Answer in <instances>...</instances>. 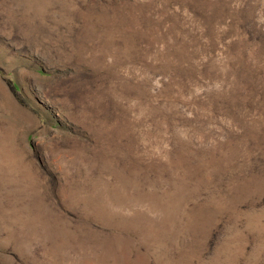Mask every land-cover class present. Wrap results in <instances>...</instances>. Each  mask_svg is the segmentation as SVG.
<instances>
[{
  "label": "rangeland",
  "instance_id": "374dc122",
  "mask_svg": "<svg viewBox=\"0 0 264 264\" xmlns=\"http://www.w3.org/2000/svg\"><path fill=\"white\" fill-rule=\"evenodd\" d=\"M0 264H264V0H0Z\"/></svg>",
  "mask_w": 264,
  "mask_h": 264
}]
</instances>
